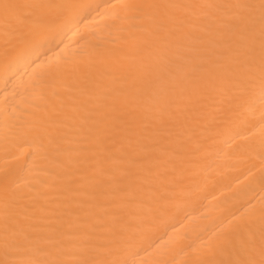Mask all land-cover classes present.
Wrapping results in <instances>:
<instances>
[{"label":"bare ground","instance_id":"1","mask_svg":"<svg viewBox=\"0 0 264 264\" xmlns=\"http://www.w3.org/2000/svg\"><path fill=\"white\" fill-rule=\"evenodd\" d=\"M9 2L27 24L0 19V260H259V8L245 27L233 17L250 9L202 6L260 0ZM27 128L46 130L42 147ZM6 227L54 246L5 257Z\"/></svg>","mask_w":264,"mask_h":264},{"label":"snow or ice","instance_id":"2","mask_svg":"<svg viewBox=\"0 0 264 264\" xmlns=\"http://www.w3.org/2000/svg\"><path fill=\"white\" fill-rule=\"evenodd\" d=\"M22 6L9 2V0H2L0 2V19H3L5 22H14L18 25H26L25 17L19 12V9ZM145 8H154V9H178V8H188L192 6L181 5V4H149L143 5ZM202 7L217 9L221 12H228L232 9H241L246 8L251 11L246 17H233L237 22L243 20L245 27H251L255 23L254 11L256 8H259V20H260V33H261V48L264 50V0H260L258 5L252 4H209L203 5ZM222 18V17H220ZM31 27H39V26H31ZM261 75L264 77V55L261 57ZM264 106V104H262ZM22 135L26 137H30L32 142L35 143L38 147H42L44 143L45 137L48 135L46 130H42L39 128H27L22 130ZM6 214L5 219L8 220V201L5 202ZM242 226H237L234 230L235 233H239ZM231 236L226 235L221 241L218 242V247H222L223 245L228 244L231 241ZM251 236L247 240L241 239L240 244L241 247L245 250L248 249V245L251 243ZM4 254L5 257L15 255L16 253H40L42 255H47L44 253V248L52 245L54 243L41 235L40 233H32V232H24L18 233L17 231H9L6 227L5 229V237H4ZM52 258L41 259L35 255L31 258L24 260H11V259H3L0 260V264H117L116 261H103V260H88L79 258V256L74 254H68L63 249L57 248L55 253L51 254ZM207 264H264V233H262L261 237V246H260V259L257 260L254 257L243 259V260H235V261H208Z\"/></svg>","mask_w":264,"mask_h":264}]
</instances>
